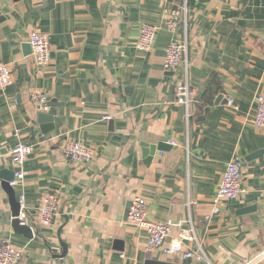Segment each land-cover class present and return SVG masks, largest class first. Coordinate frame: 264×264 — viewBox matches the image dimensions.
<instances>
[{"label": "crops", "instance_id": "obj_1", "mask_svg": "<svg viewBox=\"0 0 264 264\" xmlns=\"http://www.w3.org/2000/svg\"><path fill=\"white\" fill-rule=\"evenodd\" d=\"M176 5L0 0V63L12 75V84L0 89V149L6 151L0 170L15 168L9 151L16 144L33 147L21 167L23 179L13 187L17 201L25 197L32 239L11 229L8 196L0 186V241L22 250L21 264H184L161 249L144 251L146 231L127 220L134 197L146 201L149 221L174 223L165 246L189 231L190 219L197 243L185 241V248L195 252L199 246L213 264H240L264 250V131L250 122L256 96H264V0H188L185 19L172 34L164 27V11ZM142 24L157 28L149 51L136 48ZM32 32L49 39L50 62L42 75L32 65L31 49L25 51ZM174 40L187 44L194 94L188 123L173 102L180 73L164 69ZM39 93L48 111L54 106L57 126L48 133L31 100ZM70 141L92 149L90 165L64 159L62 147ZM142 143L171 147L145 164ZM232 160L241 164L242 193L213 213ZM45 194L58 197L50 226L38 220ZM189 198L195 205L188 214Z\"/></svg>", "mask_w": 264, "mask_h": 264}, {"label": "built area", "instance_id": "obj_2", "mask_svg": "<svg viewBox=\"0 0 264 264\" xmlns=\"http://www.w3.org/2000/svg\"><path fill=\"white\" fill-rule=\"evenodd\" d=\"M177 5L175 7L165 9L166 20L165 29L176 34L182 16L185 19L187 12L188 0H173ZM157 28L150 24H142L139 29V35L136 42V48L139 51H149L154 43ZM28 44L31 49L32 65L38 75H42L50 62V45L48 35L39 32H32L28 36ZM164 69L173 73H180V79L173 86V102L181 106L185 112L186 123L189 122L190 106L193 98V92L190 87L188 77V60H187V44L186 42L171 41L166 49L164 58ZM12 84V75L10 69L0 63V89L3 90ZM32 102L37 109L45 113L48 111V100L45 95L39 93L32 95ZM228 103L236 110L233 100L228 99ZM251 126L255 130L264 131V96L257 95L255 98L254 113L251 118ZM16 136L18 131H16ZM33 147L26 143L19 142L9 151V157L12 165L18 169L14 176V180L10 182V186H16L23 179L21 167L27 157L32 153ZM92 149L80 142H66L62 147V156L65 160L78 164L80 166H88L94 159ZM241 164L237 160L230 161L222 175L221 181L213 198V213L217 212V207L221 203L236 201L242 191L240 188ZM20 208L18 220L22 225L25 224L26 207L25 197L21 195L18 199ZM195 202L190 198L187 200L186 209L188 214ZM58 207V197L54 194H45L42 197L40 207L38 209V220L42 226H50L54 220ZM147 203L141 197H134L129 204L127 220L129 223L143 228L146 231L145 252H152L161 249L166 256H176L180 262L187 264L192 259H197L203 264H213L211 260L204 254L198 246L197 251L185 248L184 242L197 243L191 221L189 219V231H181L178 239L171 241L165 246V241L174 226L170 220L164 222H152L147 219ZM261 215L264 219V201L261 206ZM23 258L22 250L13 246L7 240L0 241V264H21ZM264 250L255 256L245 259L240 264H263Z\"/></svg>", "mask_w": 264, "mask_h": 264}, {"label": "water", "instance_id": "obj_3", "mask_svg": "<svg viewBox=\"0 0 264 264\" xmlns=\"http://www.w3.org/2000/svg\"><path fill=\"white\" fill-rule=\"evenodd\" d=\"M25 51L30 52V47H25ZM221 96H219L216 99V102L220 100ZM52 107L48 112L41 113L38 115L37 120L39 124L42 125L41 129L43 133H48L54 130L55 126V111L54 106L50 105ZM49 123V124H48ZM52 124V125H51ZM49 126V127H48ZM171 146L166 143H158L157 145H148L145 143L140 144L141 153H142V159L145 164H149L152 161V158H158L162 152H166ZM6 153L5 150L0 149V157L3 156ZM261 153H256L254 155H251L247 158V161L254 159L258 157ZM18 172L17 168H14L12 170H6L1 169L0 170V186L8 196L10 208H11V220L9 221V225L13 232L17 235H21L26 239H32L33 238V229L26 224L22 225L20 221L18 220L19 215V202L17 201L13 187L10 186V182L14 180L15 174ZM250 209H246L242 211V213L249 212ZM58 239L60 236V231L57 233ZM60 247L62 249V253L59 257H64L66 254V247L65 245L59 240ZM144 264H171L165 261H151L147 260ZM198 264H203V262H199Z\"/></svg>", "mask_w": 264, "mask_h": 264}, {"label": "trees", "instance_id": "obj_4", "mask_svg": "<svg viewBox=\"0 0 264 264\" xmlns=\"http://www.w3.org/2000/svg\"><path fill=\"white\" fill-rule=\"evenodd\" d=\"M203 99H204V100H205V99H207V98H206V96H204V98H203Z\"/></svg>", "mask_w": 264, "mask_h": 264}]
</instances>
